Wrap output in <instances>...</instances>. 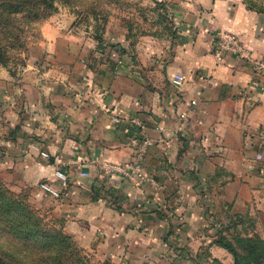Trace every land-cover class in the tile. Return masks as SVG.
<instances>
[{"label": "crops", "instance_id": "obj_1", "mask_svg": "<svg viewBox=\"0 0 264 264\" xmlns=\"http://www.w3.org/2000/svg\"><path fill=\"white\" fill-rule=\"evenodd\" d=\"M125 2L132 25L105 37L60 7L23 68H0V162L114 264H235L219 232L264 240V14L244 0ZM225 32L248 57L222 50ZM135 135L155 184L106 173L132 164ZM57 170L68 196L39 190L59 188Z\"/></svg>", "mask_w": 264, "mask_h": 264}, {"label": "trees", "instance_id": "obj_2", "mask_svg": "<svg viewBox=\"0 0 264 264\" xmlns=\"http://www.w3.org/2000/svg\"><path fill=\"white\" fill-rule=\"evenodd\" d=\"M56 2L58 0H0V64L10 59L8 50L26 46L20 39L24 30L11 26L16 15L31 12L32 16L23 17L21 21L36 29L57 10ZM244 3L249 10L264 14V0L261 4L258 0H244ZM11 37L16 43L7 48L6 38ZM2 236L6 238L0 242V264H12L10 259L19 264H89L69 235L47 227L22 197L0 185V238ZM214 244L227 249L235 264H264V240L259 236L239 234L228 238L221 231Z\"/></svg>", "mask_w": 264, "mask_h": 264}, {"label": "rangeland", "instance_id": "obj_3", "mask_svg": "<svg viewBox=\"0 0 264 264\" xmlns=\"http://www.w3.org/2000/svg\"><path fill=\"white\" fill-rule=\"evenodd\" d=\"M70 3L65 2V0H58L56 2L57 10L51 13L41 25L37 26L36 29L31 28L28 25V22L23 23L21 19L23 17L28 18V16H32V13L27 11L23 14L16 15L14 21H12L11 26L14 28L23 29V33L21 34V41L26 44L24 49H15L8 50V54L10 59L6 64H0L1 67H11L13 70L16 68L18 72L26 63V59L30 56L33 49L39 50L41 48V44L43 43V27L47 23V21L54 16L57 12H59V8H67L73 14L77 16V24L85 23L90 25L92 23H97L102 33H100L104 37L107 35L108 31H111L113 27H121L132 25V20H128L127 18H123L122 16L127 13L129 9L125 0H69ZM261 4V0H258ZM139 10V6H137ZM45 17V14H42ZM42 22V21H41ZM103 37V38H104ZM15 39L11 37V39H7L5 41V46H14ZM33 48V49H32ZM33 53V52H32ZM38 53V52H37ZM5 124L3 121V117L0 118V125ZM5 166L0 162V170L5 169L4 172L0 171V185L9 191L11 194L15 196L22 197L29 207L43 220V223L46 224L47 227L51 229H58L63 231L65 234L69 235L77 245V247L81 250L83 256L86 258L89 264H114L113 260L110 258L104 257L102 251L94 250L86 245L81 244L74 235H71L65 230V224L62 220H57L52 217L51 214L48 213V204L49 198L41 197L40 191H37V186L35 184H17V180L7 177V172L12 169H9L8 164L3 162ZM12 166V165H10ZM24 182V181H23ZM40 188V187H39ZM41 190V188L39 189ZM42 191V190H41ZM43 193L45 191H42ZM38 193V194H37ZM46 194V192L44 193ZM47 195V194H46ZM6 237L2 236L0 242L3 243ZM92 250V251H91ZM38 253V251H35ZM12 264L16 263L15 260H11Z\"/></svg>", "mask_w": 264, "mask_h": 264}, {"label": "built area", "instance_id": "obj_4", "mask_svg": "<svg viewBox=\"0 0 264 264\" xmlns=\"http://www.w3.org/2000/svg\"><path fill=\"white\" fill-rule=\"evenodd\" d=\"M220 47L226 52H231L233 54L248 57L247 50H245V48L243 47L238 36H235L229 32H225L224 34L220 35ZM254 66L258 74L264 75V59L255 62ZM174 83L178 86L183 85V82L181 80H175ZM114 121L116 123H119L121 120L119 118H115ZM134 121L137 122L143 129V125L139 121ZM132 145L135 148V160L132 162V164L130 166L105 164L104 166L106 169V173L110 176L112 174H117L133 182L146 181L151 184H155L154 180L144 173V161L151 142L147 139L141 140L135 135L132 139ZM41 155L45 158L50 157V154L47 152H42ZM54 180L59 182V188L54 187L50 182L41 183L40 188L54 197L59 198L63 195L68 196L69 191L67 190H69L70 186L69 176L64 171L57 170L54 174Z\"/></svg>", "mask_w": 264, "mask_h": 264}]
</instances>
